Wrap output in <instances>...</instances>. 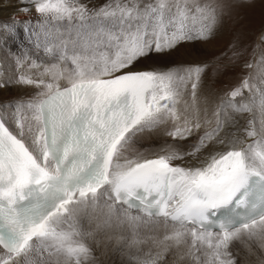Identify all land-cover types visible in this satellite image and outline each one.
I'll use <instances>...</instances> for the list:
<instances>
[{"label": "snow or ice", "instance_id": "snow-or-ice-1", "mask_svg": "<svg viewBox=\"0 0 264 264\" xmlns=\"http://www.w3.org/2000/svg\"><path fill=\"white\" fill-rule=\"evenodd\" d=\"M27 3L44 24L76 22L78 40L71 48L68 41L56 45L54 63L33 60L29 68L42 69L37 78L20 77L41 89L26 105L31 120H18L13 131L0 119V264H86L93 258L86 241L95 234L81 222L97 208L104 210V227L127 226L128 246L142 253L137 264H167L170 253L192 264H238L234 242L249 252V242L264 249V121L259 131H246L254 139L245 144L221 138L219 112L213 113L215 127L190 152L169 145L151 159L130 155L133 138L145 130L170 123L165 134L185 141L202 128L199 108H178L180 85L188 80L195 100L202 67L183 74L128 69L153 51L207 39L216 7L199 0H113L89 17L79 0ZM253 89L260 90L245 77L225 103L251 111L232 100ZM205 151L199 166L173 163ZM230 205L233 214L212 219Z\"/></svg>", "mask_w": 264, "mask_h": 264}, {"label": "rangeland", "instance_id": "rangeland-1", "mask_svg": "<svg viewBox=\"0 0 264 264\" xmlns=\"http://www.w3.org/2000/svg\"><path fill=\"white\" fill-rule=\"evenodd\" d=\"M24 1H26V3L19 5L18 7L20 8L17 7L18 9L15 8L16 11L11 7L13 12L9 14L10 16H7L11 21L0 23V86L2 87L4 84L2 82L6 78L5 76L9 74L19 76L25 71H29V73L33 74L34 72L42 70L30 69L29 65L32 60L36 61V63L38 61L37 64L41 65H48L56 62L55 57L58 54L56 45H59L61 41H68L69 48H71L72 44L70 42L78 40V28L75 26L76 22H73V26H69L67 22H60L57 26H53V24H44L43 18L36 13L35 8L30 6L27 0ZM112 2L113 0H79V3L83 4L89 10V17H91L94 11H98L100 8ZM143 2L146 3L148 0H143ZM199 2L201 4H212L216 7L217 19L212 26L213 31L208 35L207 39L196 38L183 40L178 42L174 46V49H165L161 51L162 53L153 51L150 55L140 60L145 61L151 57L154 58L155 55L163 56V54H167L169 51L168 54H170L175 48H184L188 41L198 42L200 45L204 44L206 49L199 55L202 61L198 66L204 69L200 79L202 83H205L207 88L210 91L213 90V93L218 97V102L216 101L218 103L217 108L222 106L220 105L221 102V104H224L226 101L232 99L229 93L233 88L237 87L245 77H250L251 82L255 83L260 90L257 91L253 89L251 92L244 90L241 96L232 100V104L237 103L239 106L247 105L250 109L256 108L259 104L260 106L264 105V84H261V80H264V62H260L261 57H264V0H199ZM24 7H28L29 11H19ZM18 13L22 15H18ZM12 16H14V18ZM5 25H7V27H5ZM199 27V24L194 26V28ZM46 48H52L53 51L46 52ZM31 52H36L37 55L33 56ZM24 57H27V59ZM138 61L137 63H139ZM137 63L135 62L134 65H137ZM249 64L252 65V67H246V65ZM238 105L235 106L239 107ZM12 108L13 110L15 109V107ZM23 115H25L27 120H31V111L28 108L24 110ZM9 120L11 123L13 122L14 125L15 123L17 124L16 117L9 118ZM160 129L161 126L152 130V133L151 131L145 130L143 133H138L136 136L147 132L154 134L156 133L155 131L167 136L165 133L168 130L163 131ZM132 144H136L135 140ZM144 146L146 147L148 145L144 144ZM87 220H89L88 216L81 222L84 231H88L85 226ZM112 233L117 234L112 237L113 240H115H111L112 247L106 246L104 248L103 245L105 243H103V249L101 250L96 243V239H90L91 242L89 240L88 244H90L89 246L92 248L93 257L89 260L91 261L90 264H137L134 257L138 255L142 256V253L138 252L136 247L128 246L131 233L127 226H118L116 231V227L113 225ZM145 235H147V233L142 229L140 238H144ZM249 243L251 252H249V248L246 247L244 243L240 241L234 242L232 251L237 258L238 264H248V261L251 258H255L257 255L264 257V249H261L262 251L258 250L260 247L256 243ZM93 247L95 250H93ZM141 247L143 251H147L148 246L145 245ZM257 251L260 252V254H258ZM89 261H87L86 264H89ZM167 264H192V261L187 258L178 260L170 253L167 257Z\"/></svg>", "mask_w": 264, "mask_h": 264}, {"label": "bare ground", "instance_id": "bare-ground-1", "mask_svg": "<svg viewBox=\"0 0 264 264\" xmlns=\"http://www.w3.org/2000/svg\"><path fill=\"white\" fill-rule=\"evenodd\" d=\"M25 3L26 1L24 0L23 1L22 0H0V23L11 21L7 17V16H10L9 14L11 12H13V10H11V7H13L12 9L15 10V8H17L19 5H22ZM25 6H28V5H25ZM19 11H22V10H19ZM19 14L20 13H18V15ZM12 17L14 18V16ZM212 31H213V27L211 29V32ZM186 44L187 45L184 48H178V47H177L178 49L175 48V50L172 51V53L170 54H168L170 52L169 51L167 53L168 55L167 54H163V56L155 55L154 58L151 57L149 59H146L145 61L143 60L141 61L139 59L138 61L139 63L136 62L137 65L133 64L128 70L159 71V72L160 71L166 72L169 70H173V71H181V73L183 74V70L196 67L198 66V64H200L202 59H200L199 55H201L202 54L201 52L205 51L206 49L204 44L200 45L198 42L188 41V43ZM172 48L174 49V47ZM31 54L33 56L37 55L36 52L35 53L31 52ZM173 67H175L176 69ZM18 69H21V68H18ZM22 75H31L33 78H37L38 72H34L33 74H31L29 73V71H25L23 74L19 76L9 74L5 76L6 78L2 82L4 83L3 87L0 86V116L4 120L6 125L13 131L17 130V124L15 123L14 125L13 122L11 123L9 118L16 117L17 121L25 120V115H23V112L24 110L27 109L26 107L27 102L30 100H33L34 98H38L37 93L41 91V89L35 87L34 85H27V84L21 83L20 77ZM192 82H193L192 80H188L185 83L180 85L181 95H180V104L178 105V108L182 111L185 107V104H187V106L189 107L190 112L193 110V105L196 108H199L202 128L198 132L194 133L192 137L188 138L185 141H174L171 137L164 136L162 133H157V131H155L156 133L153 132L154 134H151L152 133L151 131V133L147 132L142 135H138L134 137L133 139V141L135 140L136 144H132L130 155L142 154L144 158H148V159L153 158L158 155L164 154L162 150L166 149L167 146L169 145H174L183 152H190L191 146L198 141L199 137L202 136L205 131H207L208 129L216 125V116H214L213 113H217V112H219V118L222 121V127L220 131L221 138L225 140H230L233 137H235L239 140H243L245 144L251 143L253 141L254 139L253 137H247L246 131L252 128H255L257 131H259L261 127V123L262 121H264V115H263L264 105L260 106L259 104L258 106H256V108H252L251 111H243V112L235 111L232 105L227 104V103H224L222 108L221 107L217 108L218 97H216V95L213 93V90L210 91L205 85V83H202L201 79L199 80L198 85H197L195 100H193L192 88H191ZM64 83H65L64 81H61L62 86L64 85ZM221 103L220 105H222ZM20 105H23V107H19ZM234 105H238V104L234 103ZM12 107H15V109L13 110ZM18 107H19V110H18ZM31 116H32V113H31ZM205 119L210 120L211 123L203 124V120ZM249 121H252L253 123L250 125ZM170 128H171V124L169 123L166 125H161L160 130L165 131V130H170ZM144 144H147L148 146L145 147ZM237 146H242V145H237ZM220 147L221 146L219 145L215 146L216 150H220ZM207 155H208V152L205 151L202 153V155L199 158L185 157L183 160H176V161H173V163L174 165H179L181 167L199 166L200 160H202L203 157ZM87 216L89 220H87V223L85 224V226L87 227L88 231H92L95 234L92 240L96 239V243L97 241H99L98 246L101 250L103 249V247L105 248L106 246L112 247L111 240L115 241L113 240L112 237L117 235L116 233H112V226L115 225L116 231H117V228L119 225L113 222L111 227H104L103 220L105 217H104V210L102 208H97L95 211H92L91 209H89ZM97 224L102 225L101 228L98 229ZM89 240H87L86 242L88 243ZM103 243H105L104 244L105 246L103 245L102 247ZM93 250H95L94 247H93ZM258 250H261V248ZM258 254H260V252H258ZM90 262L91 261H89L88 263L90 264ZM248 264H264V257L257 255L255 258H251L248 261Z\"/></svg>", "mask_w": 264, "mask_h": 264}]
</instances>
